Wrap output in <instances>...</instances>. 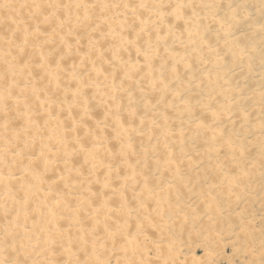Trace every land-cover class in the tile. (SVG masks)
<instances>
[{
	"label": "bare ground",
	"instance_id": "obj_1",
	"mask_svg": "<svg viewBox=\"0 0 264 264\" xmlns=\"http://www.w3.org/2000/svg\"><path fill=\"white\" fill-rule=\"evenodd\" d=\"M221 1L0 0V264H19L18 261L23 262L20 264H108L101 258L108 255L115 258L114 263L123 259L120 263L128 264V259L137 261L140 257L149 262L145 249L154 253L159 251L160 245L139 243L144 242L145 235L139 239L128 236L126 229L122 228L124 224L117 220L132 216L130 219H134L135 216L129 211L130 206L120 207L114 203L124 201L123 192L118 188L130 185L128 192L136 193V201H142V205L145 201V205L150 203L159 208L150 212L146 206L134 207L137 214L146 216L147 229L152 227L155 216L160 222L164 221L160 218L162 212L172 205L167 201L159 203L160 197L173 187L164 185L162 191H148V179L133 168L127 158H133L137 153L132 140L143 142L149 135L159 134L162 139L156 143L161 151V171L176 178L175 157L171 158L172 153L167 152L165 143H178L186 137L182 138V129L173 131V127H170L172 130L164 129L163 125L154 124L148 118L137 119L134 111L128 115L123 112L113 115L110 108L118 107L119 99L124 103L133 101L143 90L150 93L149 97L157 91L168 94L170 99L175 98L178 90H168L163 76L169 81L180 76L179 67L190 66L186 54L188 58L197 57L205 59V63L219 65L221 61L216 53L220 43L211 46L204 40L207 26L227 34L230 27L223 23L224 19L233 26L243 19L226 11V16H218L222 14L217 12ZM169 45L172 48L166 49ZM243 45L241 43L242 48L231 45L230 51L224 50V45L221 47L222 51H227L226 55L231 56L230 60H235L243 58L240 49L248 50ZM167 62L172 66L163 71L158 69ZM33 72L37 77L30 80ZM198 72L196 79L199 78ZM218 74L216 71V74L201 75L197 85L205 82L211 85L209 87L215 86L221 80V76L218 80ZM61 78L69 85L63 87ZM38 81L50 82V87L44 91ZM133 85L137 87L133 88ZM177 86L184 87L183 84ZM135 88L140 91L132 92ZM213 90L215 94L222 91ZM150 104L145 102L144 108ZM95 110L111 124L96 123L91 117ZM179 110L193 114L189 105H181ZM77 112H80L81 120H76ZM210 114L211 118L219 115L216 111ZM131 120H135L140 128L135 130L133 125L125 124ZM163 123L169 127L171 121L164 119ZM185 128L189 133L199 130L212 140L221 134L219 131L209 132L200 121L187 124ZM214 142L217 144L213 146L214 153L220 148L234 150L230 140ZM135 184L139 185L137 190L132 186ZM204 201L206 204L215 203L211 198ZM4 250L12 260H5L8 255Z\"/></svg>",
	"mask_w": 264,
	"mask_h": 264
},
{
	"label": "rangeland",
	"instance_id": "obj_2",
	"mask_svg": "<svg viewBox=\"0 0 264 264\" xmlns=\"http://www.w3.org/2000/svg\"><path fill=\"white\" fill-rule=\"evenodd\" d=\"M226 1L227 2H225V0L221 1V6L219 7V11H217L218 13L221 12L222 14H217V12L215 14L220 17H224L228 14L226 12H229L234 13L238 18H240L239 16H242L243 19L239 20L237 24H234V26L229 25V20H223V23H225L226 26L230 27V32H228L229 35L228 33H221V31H218L217 28L207 26V29L203 34L205 36L204 40H206V42H208V44L211 46L220 43V47L224 45V50L227 51H230V49L234 45L240 48L241 43L242 45L245 44L248 50L245 48H243L244 50L240 49L243 53V58L245 57L244 59L241 58L243 62L241 61V59L234 60V58H232V60H230L231 56L228 53L226 55L227 51H222L223 46L221 48L219 47V53H216V56H219V59L221 61V64L219 63L221 67L217 65V63H213L214 66L211 62L207 61L205 63V59L200 60L197 57L188 58V54H186L187 56L185 57V59L189 61L190 66H193V70L190 66L186 68L179 67V79L178 77L175 78V80L172 79L174 81H172L171 79L169 81L168 78H165V76H163L165 84L167 83L166 86L168 90H178V97L176 96L175 98L170 99L168 94L162 95L160 92L156 91L152 93L154 95H151V99V97H149L150 93H148V91L146 94L144 90L140 91L139 88H135L132 92H134V90L135 92L140 91L136 95L139 98L136 97V100L134 99L135 101L133 100L127 103H124L119 99V101H121L119 106L110 108V113L113 115L119 114L120 112H123V115H128L130 111H134L137 119L148 118L154 124L163 125L165 127L164 129H169L170 127H173V131L182 129V138L186 137L185 139H181L180 141H178V143L173 141L175 144L172 141L165 143L166 148H168L167 152L171 151L172 153L171 158L175 157V163L178 167L177 177H179L180 179H177V177L175 178V176L172 177V174L163 173L161 171V151L159 152L160 148L157 144L161 142V135H149L148 137L143 139V142L132 140L135 153H137L133 156V158H127V162L132 163L133 168H137L138 172L148 179L149 183L147 185L149 189L147 188V190H152L156 193L157 190L162 191L164 185H170L173 188L169 193L160 197L162 198V200L159 203L167 201L172 205L171 208L169 207V209L163 210L164 212H162V216L160 218H162V220L164 221L160 222L158 216H155V218H153L151 221L152 227H148V229L145 222L146 216L137 214V209L134 208H137V206H141L142 201H136L137 198L135 199L136 193L134 191L132 192L131 190L128 192V190H130V185H124L121 188L119 187L120 189L118 188V190H121L123 192L122 194L124 196V201H116V204L114 203V205L120 207L130 206L129 211L132 213V215L135 216V220L130 219L133 218V216L129 218L126 217V220L122 217L119 218L117 222L124 224L122 228L126 229L125 231L130 238H132L133 236L139 239V236L145 235L146 238H144V242L140 241V244L153 243L155 245L161 246L159 251L155 252L157 253V256L155 255L153 250L145 249V254H147L146 257L149 259V262H145V257H140V259H138L137 261L128 259V264H163L161 263V261L164 262V264H261V262L264 261V0ZM239 5L241 6L238 7ZM261 5L263 6L261 7ZM210 28L211 30H209ZM226 36L228 37L227 39L225 38ZM235 37H238V43V39H235ZM218 39H220L219 42H217ZM225 40L230 47L226 46L227 44L226 42H224ZM234 40L238 45L233 43ZM171 46L169 45L165 48L171 49ZM247 53H251L250 56ZM202 58L205 57L202 56ZM223 58H225V61H223ZM238 62L241 64H239ZM166 64L164 65L167 67L162 65L159 66L158 69L161 68L160 70H165V68L172 66V64H168V62ZM194 64L196 66H194ZM202 64L207 69H205L207 72H204L205 70L203 71L204 67H202ZM245 69L247 70V72H245ZM216 71L217 74L219 73L218 75H216L218 76V80L221 79L219 83L215 84L216 87L214 85H212L213 87H209L210 84H207L205 82H200V87L199 85H197V82L200 81L202 76H204L206 73L216 74ZM183 72L186 74H184ZM197 72L199 73L198 77H201L200 79L197 78L198 81L195 75L197 74ZM1 73L2 71L0 70V74ZM232 74L234 75V77H232ZM36 77V72H33V76L30 77V80H34ZM29 82L30 81H28V83ZM38 82L41 86H43L41 87V89H44V91H46L50 87V82ZM175 82L176 84H174ZM60 84L63 87L69 85V83L62 78L60 79ZM178 84H183L184 87L180 89V86H177ZM195 85L197 88H195ZM135 86L137 87V85ZM135 86L133 85L132 87L134 88ZM175 87H177L178 89ZM213 88H218L222 91L219 94H215V91H212ZM225 93L227 94V96ZM222 94L223 96H221ZM155 97L157 98V100H155ZM181 97H183V99H181ZM166 100L168 101L166 102ZM182 100H184L185 102H183ZM155 101L159 102L157 103ZM177 101L179 102L177 103ZM217 101H219V103ZM145 102L151 103L148 108H144ZM141 103H143V105ZM152 103H154V105ZM193 103L196 104L193 105ZM209 103L210 105L208 106ZM230 103L233 104V106ZM181 105H189V108L193 112V114L190 113L189 115L185 113V110H179V107ZM219 107L221 108L219 109ZM224 108L225 110H221ZM230 108L233 109V112L232 110H230ZM88 110L89 109H87V111ZM82 111L84 112L85 110L82 109ZM215 111L219 113L218 117L212 116L211 118L210 112ZM231 112L234 114H232ZM79 114L80 112L75 113V118L78 117L76 120L82 119ZM150 114H152L153 117H151L152 115ZM163 115L164 118L161 117ZM172 115L173 117H171ZM181 116H183V118H181ZM240 116H243L244 118ZM91 117L93 118V120H96V123L108 122L109 124H111V122H109L103 114H99L96 110L92 112ZM170 117L172 118V120ZM190 118L192 121L194 119V121L192 122ZM218 118L220 119V121ZM164 119L171 121V126L169 125L168 127L166 124H164ZM198 121H200L201 123L203 122V125L209 132L219 131V133H221L219 138L213 140L209 139V137L205 133H200V131L196 129L195 130L197 133H195V130H193L194 133H189L185 128L186 125H191ZM135 122V120H131L126 121L125 124H129L130 126L133 125V128L135 130L139 129L140 127L136 126ZM172 124H174V126ZM257 125L259 126L258 128H256ZM171 128L170 130H172ZM21 129H23V126ZM225 140L231 141L234 146V150L230 152L226 149L220 148L218 152L214 153L212 150L213 146L217 145L214 141L218 143ZM201 143H204V145ZM205 143H207V145H205ZM168 144L173 146H171L170 148V145L168 147ZM208 144L210 145L208 146ZM175 146L178 147L179 150H177ZM181 146H183L182 149ZM203 146L205 149L203 148ZM193 150L194 152H196L194 153ZM216 153L218 154V156ZM138 184L132 186L136 187L137 190L142 186L141 183ZM137 186L139 187L137 188ZM207 198L213 199L215 203L206 204L204 200ZM143 202L144 205L142 206H146V208L150 212H156L159 209L154 204L152 205L148 203L147 205H145V201ZM164 222L166 224H164ZM7 247L8 246H6L5 250L7 249ZM5 250L4 253H7L5 252ZM10 257L11 259L8 255L5 260H12V256ZM101 258L102 262H104L105 260V262L108 264H117L119 261L116 260L117 263H114L115 258H113L112 255H108L107 257L101 256ZM106 259L109 261L107 262ZM155 259H157L158 261H155ZM18 263L20 264L23 262L18 261Z\"/></svg>",
	"mask_w": 264,
	"mask_h": 264
},
{
	"label": "snow or ice",
	"instance_id": "obj_3",
	"mask_svg": "<svg viewBox=\"0 0 264 264\" xmlns=\"http://www.w3.org/2000/svg\"><path fill=\"white\" fill-rule=\"evenodd\" d=\"M261 264H264V261H262Z\"/></svg>",
	"mask_w": 264,
	"mask_h": 264
}]
</instances>
